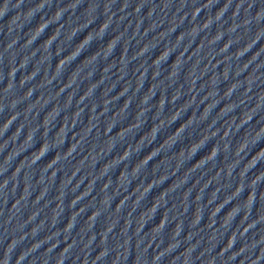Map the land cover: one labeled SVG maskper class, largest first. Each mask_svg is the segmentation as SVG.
<instances>
[{
	"label": "water",
	"instance_id": "water-1",
	"mask_svg": "<svg viewBox=\"0 0 264 264\" xmlns=\"http://www.w3.org/2000/svg\"><path fill=\"white\" fill-rule=\"evenodd\" d=\"M0 264H264V0H0Z\"/></svg>",
	"mask_w": 264,
	"mask_h": 264
}]
</instances>
